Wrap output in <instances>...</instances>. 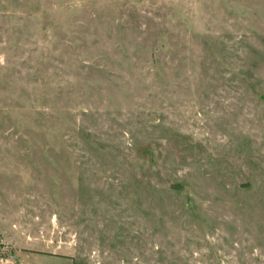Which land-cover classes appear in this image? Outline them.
Wrapping results in <instances>:
<instances>
[{"label": "rangeland", "instance_id": "obj_1", "mask_svg": "<svg viewBox=\"0 0 264 264\" xmlns=\"http://www.w3.org/2000/svg\"><path fill=\"white\" fill-rule=\"evenodd\" d=\"M0 264H264V0H0Z\"/></svg>", "mask_w": 264, "mask_h": 264}]
</instances>
